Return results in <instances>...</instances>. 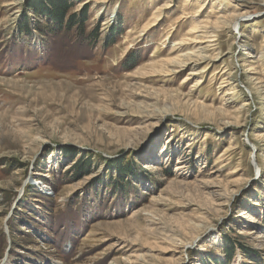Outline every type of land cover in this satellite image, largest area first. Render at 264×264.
Here are the masks:
<instances>
[{"label": "rangeland", "instance_id": "obj_1", "mask_svg": "<svg viewBox=\"0 0 264 264\" xmlns=\"http://www.w3.org/2000/svg\"><path fill=\"white\" fill-rule=\"evenodd\" d=\"M70 1L0 0V264H264V0Z\"/></svg>", "mask_w": 264, "mask_h": 264}, {"label": "trees", "instance_id": "obj_2", "mask_svg": "<svg viewBox=\"0 0 264 264\" xmlns=\"http://www.w3.org/2000/svg\"><path fill=\"white\" fill-rule=\"evenodd\" d=\"M25 8L30 9L33 13L38 15L43 14L44 17H47L50 20V24H47L49 27V31L52 34L56 35L61 32H69L75 24L78 32L85 37V26L84 23L87 20L86 18V8L81 9L77 13H70L69 10L71 8V1L70 0H29L27 2ZM27 16L24 13V22L21 23L20 29L27 30L28 29V20ZM36 29H39V26L36 25ZM98 37V26L94 27L88 35V38H96ZM126 63L130 60L126 57ZM133 65V64H132ZM119 162L116 163V172L119 173L120 178H123L124 173L131 175L134 174V170L130 166H119ZM121 165V164H120ZM88 163L86 165L81 166V162L76 163V168L78 171L87 170ZM135 175V174H134ZM232 258V254L228 253L227 261ZM214 262H217L216 259H213Z\"/></svg>", "mask_w": 264, "mask_h": 264}, {"label": "bare ground", "instance_id": "obj_3", "mask_svg": "<svg viewBox=\"0 0 264 264\" xmlns=\"http://www.w3.org/2000/svg\"><path fill=\"white\" fill-rule=\"evenodd\" d=\"M199 12V11H198ZM197 15V13L195 12L194 13V16H196ZM240 16L242 17V15H238L237 17H232L231 19L230 18H216L217 19V21H216V23L217 24H229L230 26L232 25V27L233 28H236L237 27V24H238V19L240 18ZM14 18V17H13ZM156 18V17H155ZM196 18V17H195ZM157 19V18H156ZM156 19H154V20H156ZM195 20V19H194ZM204 21V20H203ZM202 23V22H201ZM204 25V24H203ZM209 25V24H208ZM146 26V25H145ZM149 26V25H148ZM223 26V25H222ZM221 26V27H222ZM201 25H200V22L199 23H196L195 25H193V27L191 28V31L193 32V34L194 35H192L191 36V43H200V41L199 40H197L198 38L197 37H199V33L197 34V35H195V33L196 32H201L202 34H205V33H207L208 31H207V27H206V25L205 26H203V29H204V31H202V29H201ZM194 30V31H193ZM190 31V32H191ZM167 32V31H166ZM201 34V36L203 37V35ZM167 37V36H166ZM199 38H201V37H199ZM187 39V38H186ZM184 40V39H183ZM201 40V39H200ZM183 42V41H182ZM177 42V43H175V46H177V47H175V48H180L182 45H184L185 44V42ZM208 43V42H207ZM174 45V44H173ZM210 46V45H209ZM248 47V46H247ZM197 50H195V51H192V52H188L187 54H185L184 55V57H182V59L178 62V64H174V65H168L167 66V68L165 69V70H163V72L164 73H169V72H176L177 70H175L176 68H184L185 66H187L189 63H191V62H194V65L196 64V63H199V61H202V60H205V58H206V56H205V54H204V48L203 47H198L197 46ZM174 49V48H173ZM177 50V49H176ZM170 52V51H169ZM183 56V55H182ZM180 57V56H179ZM176 63V62H175ZM191 70V69H190ZM194 75L195 74V72H191V73H189V75ZM197 74V73H196ZM167 75V74H166ZM258 75V74H257ZM165 76V75H164ZM186 80H189V77H185L184 78V80L182 81V82H185ZM199 83H197V85H198ZM260 139V138H259ZM264 148V147H263ZM219 193V192H218ZM220 194V193H219ZM218 198V197H217ZM208 241H211L212 240V243H214V244H218V242H219V236H218V233H216L215 232V234H210L209 235V238L207 239ZM172 242V241H171ZM176 243V242H175ZM175 243H174V245H175ZM182 243V242H181ZM174 247V246H173ZM178 247V246H177ZM184 247V246H183ZM182 247V248H183Z\"/></svg>", "mask_w": 264, "mask_h": 264}, {"label": "water", "instance_id": "obj_4", "mask_svg": "<svg viewBox=\"0 0 264 264\" xmlns=\"http://www.w3.org/2000/svg\"><path fill=\"white\" fill-rule=\"evenodd\" d=\"M253 150V149H252ZM254 151V150H253ZM252 158H254V155L252 154Z\"/></svg>", "mask_w": 264, "mask_h": 264}]
</instances>
